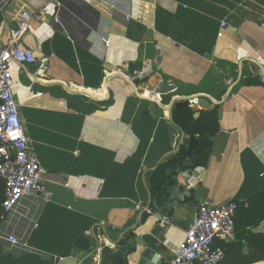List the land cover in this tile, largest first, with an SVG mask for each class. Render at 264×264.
Returning a JSON list of instances; mask_svg holds the SVG:
<instances>
[{"label": "crops", "instance_id": "1", "mask_svg": "<svg viewBox=\"0 0 264 264\" xmlns=\"http://www.w3.org/2000/svg\"><path fill=\"white\" fill-rule=\"evenodd\" d=\"M23 11L36 18L21 43L39 61L9 62L12 92L48 197L22 196L0 215V264H153L144 249L169 264L196 207L231 199L239 207L218 264H264V0H0L2 41ZM162 82L174 90L158 93ZM228 88L207 165L180 176L195 178L193 192L155 216L148 178L179 138L166 107ZM83 233L96 237L91 253L75 246ZM126 234L136 252L118 254L108 238Z\"/></svg>", "mask_w": 264, "mask_h": 264}, {"label": "built area", "instance_id": "2", "mask_svg": "<svg viewBox=\"0 0 264 264\" xmlns=\"http://www.w3.org/2000/svg\"><path fill=\"white\" fill-rule=\"evenodd\" d=\"M36 18L27 11L20 14L15 28L5 41L0 38V178L3 180V213L11 210L22 196L48 197L45 187L46 169L40 164L25 134L12 92V74L9 62L36 63L32 50L21 43L28 22ZM57 17H54L56 20ZM226 23L221 22L224 27ZM109 40L104 41L108 44ZM192 188L195 178L185 180ZM239 207L231 199L218 205L199 204L179 243L174 259L169 264H218L224 258V248L216 240L227 242L234 230V217ZM9 241L16 243L14 237Z\"/></svg>", "mask_w": 264, "mask_h": 264}, {"label": "water", "instance_id": "3", "mask_svg": "<svg viewBox=\"0 0 264 264\" xmlns=\"http://www.w3.org/2000/svg\"><path fill=\"white\" fill-rule=\"evenodd\" d=\"M125 70L122 69L121 72H124ZM238 77L241 73V67L239 66V72ZM130 76V75H128ZM131 77V76H130ZM174 90V85L162 82L157 89L158 93H168L170 91ZM72 93H79L83 94L85 96L92 97L89 95L85 90H71ZM230 88H228L224 94L219 99H214L212 97H209L205 94H196L191 97H184V96H175L171 99L169 105L166 107L168 111V132L170 135L171 141H173V137L179 133V138L176 141V146L170 151L171 155V164L166 169V175L171 177L172 183L170 181H166V183L162 186V192L157 197L158 200V208L149 209V203L147 205V209L154 214L155 216L161 218V217H167L169 213L171 212L173 208L174 202L182 201L186 199V186L183 185L180 182V176L183 177V174L187 171L193 170L197 166L198 161V150H197V141L195 136H184L183 130L174 123L172 119V111L173 108H179V107H186L191 105V100L194 101L193 103H196L202 108H211L215 105H219L225 97L229 94ZM68 106L72 105L75 107L74 104H71V102L67 103ZM198 113H195L194 115L197 116ZM190 193L193 192V188L188 189ZM108 237V236H107ZM91 236L83 233L81 234L75 241V246L79 247L80 249H83L87 251L88 253H91L93 250L91 249ZM110 241H112L114 245L117 246V252L118 254H122V249L125 246H128V250L131 252H136V241L134 238L130 237L129 234L122 235L120 237H117L116 239L112 240L108 238ZM94 242V246H97V240L96 237L92 238ZM151 253L149 250H143L141 252V256L146 259H151L153 264L157 263L156 256L151 258ZM58 264H67L66 262H59Z\"/></svg>", "mask_w": 264, "mask_h": 264}, {"label": "trees", "instance_id": "4", "mask_svg": "<svg viewBox=\"0 0 264 264\" xmlns=\"http://www.w3.org/2000/svg\"><path fill=\"white\" fill-rule=\"evenodd\" d=\"M135 69H137L136 66ZM249 77L250 76L247 75L244 78L246 83H259L257 79L255 80ZM135 81L136 83L138 82V80ZM218 109L219 105H215L211 108H202L198 110V114L197 116H195V111L190 106L173 108L172 119L174 123L178 125L185 134L196 137L198 150L197 166L204 167L208 163L211 138L217 133L219 129ZM170 164L171 161L158 164V166L153 171H151L149 175V191L156 198L162 192V186L168 179V176L166 175V169L170 166ZM2 200L3 180L0 178V215L3 214ZM262 240L263 238H257V244L259 243L260 245H262ZM214 244L223 247L224 252H226V246H228L226 242L216 240ZM255 250L258 253V256L255 258V260L264 259V250H259L257 249V247L255 248ZM250 261L254 260H249L246 262L248 263Z\"/></svg>", "mask_w": 264, "mask_h": 264}, {"label": "bare ground", "instance_id": "5", "mask_svg": "<svg viewBox=\"0 0 264 264\" xmlns=\"http://www.w3.org/2000/svg\"><path fill=\"white\" fill-rule=\"evenodd\" d=\"M147 92V91H146Z\"/></svg>", "mask_w": 264, "mask_h": 264}]
</instances>
